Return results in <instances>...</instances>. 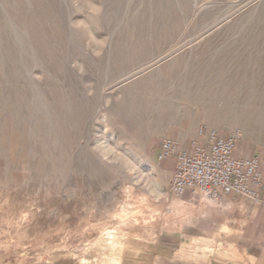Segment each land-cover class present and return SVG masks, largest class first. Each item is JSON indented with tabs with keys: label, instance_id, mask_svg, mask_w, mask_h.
I'll return each instance as SVG.
<instances>
[{
	"label": "rangeland",
	"instance_id": "1",
	"mask_svg": "<svg viewBox=\"0 0 264 264\" xmlns=\"http://www.w3.org/2000/svg\"><path fill=\"white\" fill-rule=\"evenodd\" d=\"M186 78L236 98L187 103ZM263 96L264 0H0V264H83L117 213L127 231L103 264L239 259L240 207L215 199L181 227L175 202L201 197L173 196L157 158L189 126L264 135Z\"/></svg>",
	"mask_w": 264,
	"mask_h": 264
},
{
	"label": "built area",
	"instance_id": "2",
	"mask_svg": "<svg viewBox=\"0 0 264 264\" xmlns=\"http://www.w3.org/2000/svg\"><path fill=\"white\" fill-rule=\"evenodd\" d=\"M198 137L189 147L176 138H164L157 160L175 159L169 192L177 197L205 194L218 201L227 200L230 194L248 195L253 201L264 204V172L260 170V160L257 156L248 158L234 154L242 138L241 131L223 135L218 129L204 125Z\"/></svg>",
	"mask_w": 264,
	"mask_h": 264
},
{
	"label": "bare ground",
	"instance_id": "3",
	"mask_svg": "<svg viewBox=\"0 0 264 264\" xmlns=\"http://www.w3.org/2000/svg\"><path fill=\"white\" fill-rule=\"evenodd\" d=\"M174 51L175 50L167 53L163 57H160L154 60L150 64H147L137 69L136 71L129 73V75L126 76L122 81L131 80L135 78L136 76L138 75L140 76V74H144L145 72H148L154 68H160L159 65L161 64V61L165 60V58L169 56L170 54H172ZM202 79L203 78L187 80L186 78L184 80V85L178 88L179 90L178 89L175 90L173 93L182 94L185 97V101L187 103L192 102V101H198V102L205 101L209 103H214L218 98L224 97L222 101L225 102L224 105H228L229 103H231L233 99L236 98L234 96L235 94H237L236 91L238 90L235 87L229 89L228 86L222 85V84L202 83ZM228 92L229 94L227 95ZM149 101L150 100H147L144 103H149ZM161 103L163 107L170 108L173 105L174 101L173 99H170V100L164 99L161 101ZM201 196L202 197L200 198L199 204H195V203H192L186 200H177L175 202L174 209H173L174 219L177 223L180 224L181 227L185 228L184 222L186 220L187 214L190 211H194V210L198 211V210H201L202 208L209 210V209H214L217 206V202H216L217 199L215 200V198H211L205 194H202ZM130 206L128 203L124 202L121 204L120 208L121 210L126 211L132 208V207L130 208ZM123 213H121L122 216H124ZM127 224H128L127 219L122 218L118 213L114 214L111 219L104 221V225L99 227L100 230H104V239L102 241V244L101 246H99L100 248L97 249L98 251L96 252L95 255L88 256L86 252L82 254L81 259L84 262L83 264L85 263L103 264V261H102L103 256L105 258L106 256L111 255L113 250H116L119 247H121V245L118 243L119 234L122 235L127 231L126 230ZM187 246L189 248V251H196L198 248H200V246L196 242V238L191 239L188 242ZM203 248L206 249V247H203ZM104 264H107L105 260H104Z\"/></svg>",
	"mask_w": 264,
	"mask_h": 264
},
{
	"label": "crops",
	"instance_id": "4",
	"mask_svg": "<svg viewBox=\"0 0 264 264\" xmlns=\"http://www.w3.org/2000/svg\"><path fill=\"white\" fill-rule=\"evenodd\" d=\"M189 128H194V126H189ZM190 129L185 132H173L174 135H178L180 142L186 147H189L193 140L198 139L197 134ZM234 154L248 158L257 156L260 160V170L264 172V135L257 138L243 136L238 141ZM170 159L175 162L173 157H168L161 161V165L164 170L172 173L174 167L164 165L165 161ZM262 197L264 200V189ZM233 204L240 207L244 216V221L235 237V245L243 255L225 264H264V204L253 201L248 195L230 194L224 210L231 211ZM179 237L177 234H168L164 241L173 246L179 242Z\"/></svg>",
	"mask_w": 264,
	"mask_h": 264
}]
</instances>
